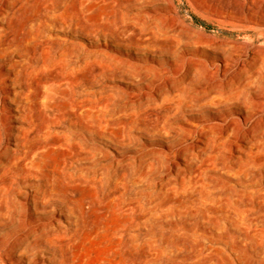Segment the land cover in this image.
I'll return each mask as SVG.
<instances>
[{
    "label": "bare ground",
    "instance_id": "6f19581e",
    "mask_svg": "<svg viewBox=\"0 0 264 264\" xmlns=\"http://www.w3.org/2000/svg\"><path fill=\"white\" fill-rule=\"evenodd\" d=\"M18 1L0 0V264H264L261 56L220 41L209 66L174 69L153 95L158 143L120 159L119 146L134 140L113 133L107 97L91 87L89 44L51 41L50 26L64 21L43 3L33 41L18 39ZM141 1L175 12L173 0ZM215 2L231 23L262 24L264 0ZM211 66L230 75L215 85ZM157 183L179 199L154 204ZM170 206L177 217L155 214Z\"/></svg>",
    "mask_w": 264,
    "mask_h": 264
},
{
    "label": "rangeland",
    "instance_id": "374dc122",
    "mask_svg": "<svg viewBox=\"0 0 264 264\" xmlns=\"http://www.w3.org/2000/svg\"><path fill=\"white\" fill-rule=\"evenodd\" d=\"M33 2L36 3L32 4L31 0L17 3L18 10L13 16L16 21L17 38L26 41L29 34L36 31V20L43 15L44 8H41L43 3L53 7L58 18L64 21L63 24L55 23L50 26L51 41H87L91 50L90 63L93 72L91 87L94 91L103 89V94L105 93L107 97L106 113L110 127L116 129L112 130L113 133L134 140L132 144L128 145L126 141L127 145L119 146V153H116L120 159L128 154L139 155L158 143L150 131L158 121L156 114L159 105L153 100L154 93L163 79L174 76V69L180 71L178 76H182L183 66L201 61L209 63V66V58L213 55V44L220 41L235 42L237 52L245 55H250L254 50L261 56L264 70V17L258 27L236 25L223 17L221 1L173 0L175 12L172 13L165 8H149L141 0H34ZM69 7L74 11L69 13ZM149 9L155 13H148ZM152 15L159 17L163 27L157 29L151 24ZM68 18H72V21L70 22ZM156 37L157 41H152V38ZM161 41L169 43L170 48H165ZM103 62L109 66L104 72L98 71V65ZM133 66H136L135 69ZM213 68L214 66L209 67L211 71L209 76L213 81L215 80V85L227 79L231 72L229 70L224 77L221 71H214ZM127 69L134 70V75ZM140 69H143V72L139 71ZM185 85L190 93L198 90L194 81H185ZM146 89L150 92L148 93ZM131 116H136L140 122L136 125H128L126 120ZM108 142L110 145L113 144L110 140ZM261 171L263 177L256 186L264 190V169L261 168ZM165 184L160 186L157 183L148 188L155 200L154 204L158 199L170 195L179 199L180 194L170 190ZM210 190L214 195L219 192L212 188ZM155 212L159 217H177L173 206L159 208ZM261 221L264 225V219ZM261 221L259 220L258 223L261 224Z\"/></svg>",
    "mask_w": 264,
    "mask_h": 264
}]
</instances>
